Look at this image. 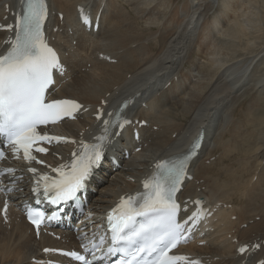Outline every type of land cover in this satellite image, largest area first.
Returning a JSON list of instances; mask_svg holds the SVG:
<instances>
[{"label":"bare ground","instance_id":"bare-ground-1","mask_svg":"<svg viewBox=\"0 0 264 264\" xmlns=\"http://www.w3.org/2000/svg\"><path fill=\"white\" fill-rule=\"evenodd\" d=\"M99 1L50 0L52 10L65 14L63 22L53 18L50 35L73 75L56 94L94 107L104 99L114 103L140 90L143 96L139 99L147 106L139 104L131 114L158 128L152 130L143 151L126 162L128 177L122 171L106 177L91 206L96 211L110 208L122 194L135 189L137 182L130 179L139 181L154 158L182 152L190 137L205 127L207 145L193 163L194 180L186 193L217 201L222 207L212 225L216 234L211 231L205 237L209 245L197 252L212 261L214 253L221 255L213 264L222 260V264H235L236 243H230V235L245 241L264 239V191L257 187L264 172V123L257 138L254 135V144L220 147L228 144L233 128L237 131L233 113L238 99L253 92L264 101V0H188L167 14L163 12L165 4L168 8L172 3L162 0H109L101 31L89 35L77 24L75 8L86 3L91 9L90 5ZM97 5L101 9V4ZM55 26L58 32L53 31ZM236 52L239 56L229 60ZM99 53L118 60H100ZM169 81V87L157 92ZM153 104L156 112L150 111ZM91 117L89 111L68 123L69 131L89 134L96 127ZM69 150L68 146L56 149L63 155ZM214 150H224L218 161L212 158ZM233 152L250 153L253 158L249 161L245 156L246 162L234 165ZM29 230L18 214L6 224L0 216V264H33L31 258L52 244L49 238L37 240ZM68 238L73 239L71 235Z\"/></svg>","mask_w":264,"mask_h":264},{"label":"snow or ice","instance_id":"snow-or-ice-1","mask_svg":"<svg viewBox=\"0 0 264 264\" xmlns=\"http://www.w3.org/2000/svg\"><path fill=\"white\" fill-rule=\"evenodd\" d=\"M81 12L83 21L88 23V17L83 15V10ZM46 17L45 0H24L23 15L17 18L15 24V38L6 40L10 47L4 55H0V134L7 135L14 155L23 150L25 160L37 163H43L32 155L33 145L37 141L66 139L46 133L42 135L37 131V126L55 123L63 117L75 118L74 113L82 107L74 100L45 103V92L54 82V71H63L59 57L44 36L43 25ZM0 28L11 30L13 25H0ZM100 115L97 114V119H100ZM103 123L104 134L96 137L97 143L87 144L81 141L82 151L79 154L73 152L71 164L53 169L57 173L56 177L41 175L36 180L33 191L39 194L42 187L44 197L53 204L75 199L77 193L85 186L92 169L98 166L102 159V144L110 138L109 126L122 128L129 122L118 118L114 122L104 120ZM201 139L202 134L182 158L157 164L158 172L144 182L145 192L122 197L116 208L108 213L111 244L107 247L106 254L119 253L121 258L116 264H200L198 259L170 253L186 240L187 233L193 230V226L203 215V211L197 209L183 221L178 220L181 205L176 200V193L186 176L188 162L196 156ZM35 151L46 152L47 149L36 147ZM0 158H3V153H0ZM65 168L68 170L64 171ZM29 171L35 173L36 169L30 168ZM14 172L15 169L5 168L0 170V175ZM193 203L199 205L202 201L195 200ZM7 207L5 203V218ZM25 207L28 219L36 226L37 231L45 219H55L54 215L46 218L44 213L30 205ZM103 243L104 237H100V244ZM100 244L92 245L94 252L99 250ZM247 247L241 246L239 251L244 253ZM67 255L74 256L83 264H93V260L97 259L93 255V260H88L75 252H69Z\"/></svg>","mask_w":264,"mask_h":264},{"label":"rangeland","instance_id":"rangeland-1","mask_svg":"<svg viewBox=\"0 0 264 264\" xmlns=\"http://www.w3.org/2000/svg\"><path fill=\"white\" fill-rule=\"evenodd\" d=\"M163 2H165V3H172L171 5L173 6H171V7H168L167 8V6H169V4H165V7H166V9H164L163 10V12L165 13V14H167V13H169L173 8H174V6H175V8H176V6H178L179 8L180 7H183V6H185L184 4H187L186 2H189L188 0H162ZM256 0H254L253 2H255ZM252 2V3H253ZM173 3H176V4H173ZM258 3V2H257ZM178 4V5H177ZM167 5V6H166ZM257 5V4H256ZM220 13H222L223 14V17H225V15H226V12L225 11H223V12H220ZM237 56H239L238 54H237V52L235 53V54H232L231 56H230V58H229V60H231V59H233V58H235V57H237ZM222 57L224 58V59H226V56H225V54H223L222 55ZM264 108V101H262V100H260V99H257V96H256V93H251V92H246L240 99H238V101H237V103H236V106H235V110L237 111H235L233 114H234V116H235V118H236V120H237V123L238 124H236V127H237V131H236V129H234L233 128V130L234 131H236V132H234L233 130H231V132H230V137H231V139H230V141L228 142V144H226V146L225 145H223V146H221L220 148H226L227 147V149H230L231 147H233L234 145H237L238 143H240V145H242V144H245V146H248V145H251V144H254V141H253V138H254V135H255V138H257V136H256V134H257V132L259 131V129L262 127V125H263V123H264V120L262 119V114H263V109ZM249 109H252V112H250V113H248V110ZM248 114H247V113ZM243 113V114H242ZM242 115V116H241ZM244 115V116H243ZM247 115V116H246ZM247 119H246V118ZM244 118V119H243ZM244 120H246L245 122H244ZM178 122H180V121H178ZM241 125V126H240ZM244 125H245V127H244ZM240 126V127H239ZM244 127V128H243ZM241 128V129H240ZM240 131H239V130ZM242 130V131H241ZM239 132V133H238ZM237 134V135H236ZM234 135V136H233ZM238 136V140L237 139H235V137H237ZM233 140V141H232ZM231 142V143H230ZM233 143V144H232ZM236 143V144H235ZM231 145V146H230ZM227 149H226V151H227ZM218 150H214V152H213V154H212V158L213 159H215L216 161H218L220 158H221V156H223L224 155V150H220V152H217ZM229 151V150H228ZM255 151V150H254ZM218 153H220L219 155H218ZM223 153V154H222ZM233 154H234V156L232 155L231 157H233V158H235L234 160H235V164L234 165H237L239 162H241V163H244L243 161H245L244 159L246 158V159H250L251 157V154L250 153H242V154H236V153H234L233 152ZM238 158H237V157ZM246 156V157H245ZM250 157V158H249ZM241 160H240V159ZM253 158V157H252ZM251 158V159H252ZM250 161V160H249ZM255 160H253V162H254ZM246 162V161H245ZM252 162V163H253ZM252 169V168H251ZM254 169H252V171H253ZM260 190H263L264 191V172H263V177H262V181H261V184H259V186H257Z\"/></svg>","mask_w":264,"mask_h":264}]
</instances>
